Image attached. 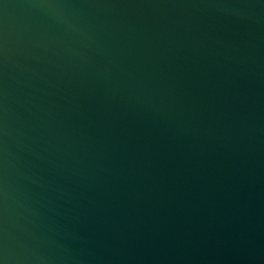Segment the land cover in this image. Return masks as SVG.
Returning <instances> with one entry per match:
<instances>
[{
	"label": "water",
	"instance_id": "1",
	"mask_svg": "<svg viewBox=\"0 0 264 264\" xmlns=\"http://www.w3.org/2000/svg\"><path fill=\"white\" fill-rule=\"evenodd\" d=\"M0 264H264V0H0Z\"/></svg>",
	"mask_w": 264,
	"mask_h": 264
}]
</instances>
